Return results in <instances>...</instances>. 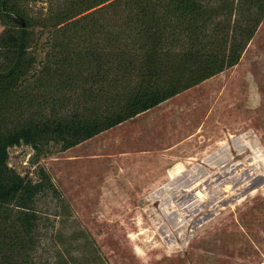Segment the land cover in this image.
I'll list each match as a JSON object with an SVG mask.
<instances>
[{"label": "rangeland", "instance_id": "obj_1", "mask_svg": "<svg viewBox=\"0 0 264 264\" xmlns=\"http://www.w3.org/2000/svg\"><path fill=\"white\" fill-rule=\"evenodd\" d=\"M9 153L57 190L36 200L41 264L76 232L98 264H264V20L236 66L143 116L69 150Z\"/></svg>", "mask_w": 264, "mask_h": 264}, {"label": "trees", "instance_id": "obj_2", "mask_svg": "<svg viewBox=\"0 0 264 264\" xmlns=\"http://www.w3.org/2000/svg\"><path fill=\"white\" fill-rule=\"evenodd\" d=\"M263 20L264 0H0V264L42 263L36 200L57 193L11 148L69 150L158 107L236 66ZM57 242L53 264H98L78 232Z\"/></svg>", "mask_w": 264, "mask_h": 264}, {"label": "crops", "instance_id": "obj_3", "mask_svg": "<svg viewBox=\"0 0 264 264\" xmlns=\"http://www.w3.org/2000/svg\"><path fill=\"white\" fill-rule=\"evenodd\" d=\"M144 114H146V113H144ZM144 114H141L140 116H143ZM128 154H132V155L137 154V155H143L144 156V152H143V154L142 153H128ZM122 155H125V154H122Z\"/></svg>", "mask_w": 264, "mask_h": 264}]
</instances>
